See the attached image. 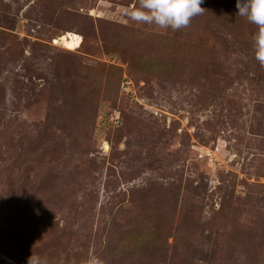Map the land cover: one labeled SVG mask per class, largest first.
<instances>
[{
  "label": "rangeland",
  "instance_id": "obj_1",
  "mask_svg": "<svg viewBox=\"0 0 264 264\" xmlns=\"http://www.w3.org/2000/svg\"><path fill=\"white\" fill-rule=\"evenodd\" d=\"M140 3L0 0V264H264L257 26Z\"/></svg>",
  "mask_w": 264,
  "mask_h": 264
},
{
  "label": "clouds",
  "instance_id": "obj_2",
  "mask_svg": "<svg viewBox=\"0 0 264 264\" xmlns=\"http://www.w3.org/2000/svg\"><path fill=\"white\" fill-rule=\"evenodd\" d=\"M204 0H141L139 8L131 13L137 21L155 24L161 28L180 29L189 24L190 19L203 12ZM236 14L257 26L253 34L254 55L264 64V0H235ZM27 264H42L40 257L31 254ZM81 264H105L95 255L81 261Z\"/></svg>",
  "mask_w": 264,
  "mask_h": 264
},
{
  "label": "water",
  "instance_id": "obj_3",
  "mask_svg": "<svg viewBox=\"0 0 264 264\" xmlns=\"http://www.w3.org/2000/svg\"><path fill=\"white\" fill-rule=\"evenodd\" d=\"M53 43H55V44H59V37L53 39Z\"/></svg>",
  "mask_w": 264,
  "mask_h": 264
}]
</instances>
